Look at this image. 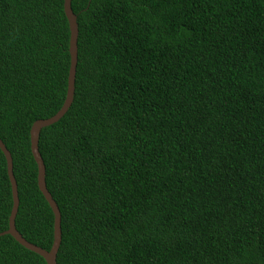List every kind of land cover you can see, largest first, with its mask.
<instances>
[{
  "label": "trees",
  "instance_id": "obj_1",
  "mask_svg": "<svg viewBox=\"0 0 264 264\" xmlns=\"http://www.w3.org/2000/svg\"><path fill=\"white\" fill-rule=\"evenodd\" d=\"M72 101L42 127L56 264H264V0H70ZM62 0H0L17 232L49 249L29 128L61 106ZM11 206L0 151V232ZM0 264H45L0 235Z\"/></svg>",
  "mask_w": 264,
  "mask_h": 264
},
{
  "label": "water",
  "instance_id": "obj_2",
  "mask_svg": "<svg viewBox=\"0 0 264 264\" xmlns=\"http://www.w3.org/2000/svg\"><path fill=\"white\" fill-rule=\"evenodd\" d=\"M62 9L64 16L67 20L68 25V54H69V65L66 77V89L64 98L59 109L51 116L47 118H41L34 120L29 128V149L31 156L36 164V184L38 190L42 194L44 200L47 202L52 215V241L49 249H43L33 243L25 240L15 229L14 217L18 206V196L16 189V182L12 174V162L9 151L6 149L2 141L0 140V151L5 159L6 174L10 186L11 206L7 217V228L0 232V235H10L18 244L23 246L25 249L30 250L38 254L44 260L45 264H56L55 255L60 242V214L56 203L52 199L50 193L47 191L44 182V164L41 156L38 152L37 141L38 133L42 127L52 124L57 121L67 110L73 95V83H74V72L76 64V37H77V24L75 14L71 11L70 0H62Z\"/></svg>",
  "mask_w": 264,
  "mask_h": 264
}]
</instances>
